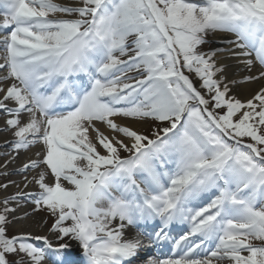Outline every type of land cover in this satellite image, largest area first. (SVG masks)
I'll use <instances>...</instances> for the list:
<instances>
[{"label":"snow or ice","instance_id":"1","mask_svg":"<svg viewBox=\"0 0 264 264\" xmlns=\"http://www.w3.org/2000/svg\"><path fill=\"white\" fill-rule=\"evenodd\" d=\"M0 134V264H264V0H0Z\"/></svg>","mask_w":264,"mask_h":264},{"label":"bare ground","instance_id":"2","mask_svg":"<svg viewBox=\"0 0 264 264\" xmlns=\"http://www.w3.org/2000/svg\"><path fill=\"white\" fill-rule=\"evenodd\" d=\"M212 45H215V46H222V41L220 40H212ZM232 73L235 74V69L232 68ZM5 139V136L3 134H0V144L3 143ZM13 179H16V177H13ZM9 191H14V189H9Z\"/></svg>","mask_w":264,"mask_h":264},{"label":"rangeland","instance_id":"3","mask_svg":"<svg viewBox=\"0 0 264 264\" xmlns=\"http://www.w3.org/2000/svg\"><path fill=\"white\" fill-rule=\"evenodd\" d=\"M211 44H212V42H211ZM4 178H2V177H0V181H2ZM41 215H43V214H41Z\"/></svg>","mask_w":264,"mask_h":264}]
</instances>
